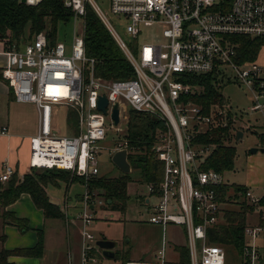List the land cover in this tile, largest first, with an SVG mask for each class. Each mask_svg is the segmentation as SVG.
I'll return each instance as SVG.
<instances>
[{
    "label": "built area",
    "instance_id": "1",
    "mask_svg": "<svg viewBox=\"0 0 264 264\" xmlns=\"http://www.w3.org/2000/svg\"><path fill=\"white\" fill-rule=\"evenodd\" d=\"M65 5L74 12V19L83 22L87 5L92 6L131 63L134 77L117 81L97 77L96 60L86 55L84 34L74 33L69 52L63 42L50 44L45 32L25 46L13 45L4 52L2 76L16 102L34 104L39 112V130L30 139V169L65 170L86 182L79 215L82 264L96 263L94 252L99 248L88 228L97 205L107 204L105 200L93 203L88 191L89 180L100 174L101 143L110 134L126 132L112 155L127 150L129 160L143 153L126 138L130 111L150 115L161 123L152 134L151 151L163 165V177L158 184L146 183V192L137 195L151 211L149 223L163 228L184 226L190 264H226L223 246L209 238L210 230L225 223V205L218 199V188L225 181L223 174L203 170L216 146L198 139L229 125L236 137L239 118L228 102L213 105L206 113L189 99L198 88L186 84L185 77L223 74L217 72L220 67L231 68L252 95L249 111L264 116V72L254 63L239 64L237 46L230 39L264 38V0H111L112 13L127 21L126 33L132 41L146 36L139 49L122 38L95 0H66ZM101 96L108 100L106 113L98 108ZM116 105L118 124L113 119ZM58 107L70 110L69 116L71 112L76 115L77 134L61 137L55 132L54 110ZM242 127L252 130L248 122ZM6 133L4 128L2 134ZM261 147L264 149V144ZM15 175L14 167L6 164L0 184H7ZM244 199L257 208L259 221L247 224L241 264H264L262 198L247 190ZM166 250L164 242L157 264H166Z\"/></svg>",
    "mask_w": 264,
    "mask_h": 264
},
{
    "label": "trees",
    "instance_id": "2",
    "mask_svg": "<svg viewBox=\"0 0 264 264\" xmlns=\"http://www.w3.org/2000/svg\"><path fill=\"white\" fill-rule=\"evenodd\" d=\"M65 3L66 0H43L36 5H28L21 0H0V42H5L8 49L13 45H21L26 39L27 30H29L30 39L28 42L35 35L45 32L50 44L55 45L58 42L56 39L59 24L68 23L75 16ZM230 39L237 46L239 64L255 63L260 51L264 48V38L233 36ZM84 41L87 57L96 60L97 77L105 81L129 80L134 77L131 63L90 5L86 7L84 19ZM214 76L221 78L222 74L187 75L185 77L186 84L198 88V92L189 99L202 106L206 113H209L213 105H222L227 101L218 87L219 80L217 81ZM0 79H3L2 75H0ZM71 116L75 120L76 115L72 113L69 117ZM159 127H161V123L154 117L134 111L129 112L126 138L130 146L141 147L143 152L137 157H130L129 161L133 168L139 170L146 183L158 184L163 177V165L151 151L152 134ZM232 138L231 128H224L210 132L198 139L199 142L216 146L204 162L203 170L212 169L223 174L234 168L237 151L235 147L229 145ZM260 138L264 144V135H261ZM37 171L39 170H31L30 174L22 178L15 175L7 184H0V220L4 221V226L10 223L18 227L20 231H26V222L7 210L24 194L32 198L35 206L43 211L46 219H64L65 214L50 201L46 187L49 184H57L59 181H64L69 185L74 182L81 183L78 179H83L76 176L71 179V173L65 170H42L41 174ZM131 183V176L124 173L112 179L96 177L89 180L88 191L90 194L99 192L98 195L103 197L107 204H113L116 201L115 205L118 208L115 210H123L129 197L128 190ZM246 192L247 188L244 186L224 184L218 188L219 202L225 205V223L218 225L209 233L210 241L223 247L233 245L239 254L244 245L245 230L249 223L248 216L257 210L247 200H242ZM260 206L264 210V197L261 199ZM231 207L240 209L233 210ZM0 240L4 244L6 236L2 235ZM178 251L180 264H190L188 249L182 247L178 248ZM43 253L44 235L40 231L38 244L33 249L14 251L2 249L0 264H10L8 258L11 256L41 258Z\"/></svg>",
    "mask_w": 264,
    "mask_h": 264
},
{
    "label": "rangeland",
    "instance_id": "3",
    "mask_svg": "<svg viewBox=\"0 0 264 264\" xmlns=\"http://www.w3.org/2000/svg\"><path fill=\"white\" fill-rule=\"evenodd\" d=\"M95 2L122 38L127 43H131L133 47L139 49L146 36L140 37L136 41H132L130 36L126 33L127 21L125 19L117 18L112 13L111 0H95ZM74 33L80 36L84 34V22L81 18L73 19L68 23L59 24L56 40L59 43H65L69 52L72 48ZM25 37L26 39L21 46H25V44L28 43V39H30L29 30H27ZM254 64L256 65L255 67L262 68V71L264 72V48L260 51ZM242 69H244V67H239L240 71ZM217 72H225L222 74L221 78L219 76L214 77L215 79L217 78V81L219 80L218 87L221 89L223 96L227 100L226 103H229L232 107L233 114L239 118L237 129L244 133L243 138L237 139V137L235 138L234 136L229 142L230 146L236 148L237 155L234 168L224 172L223 177L225 184L245 187L248 178L246 166L248 158L260 156L257 154H251V150L253 148H260V135L264 133V116L260 113H251L249 111V108L252 105V95L248 87L238 79L237 73L234 70L222 66ZM221 79H223V81H221ZM69 112L70 110L66 107H58L54 110V129L61 137H68L77 134L78 119L76 116L75 120L73 116L69 117ZM244 122H248L251 126H254L252 130L247 131L244 127H242L241 130L240 126ZM224 128H232V126L229 125ZM125 134L126 132H120L117 136L115 134H110L109 137L101 143L102 150L99 155L100 174L98 177L112 179L122 175L121 170L112 160V153L115 149V144L121 140ZM37 173L41 174L43 171L39 170ZM130 176L132 178V183L129 185V197L123 210H115L118 208V206L115 205L116 201L113 204L108 203L102 207L97 205L96 210L93 211L94 221L88 229L94 235L95 241L102 240L105 237H115V241L119 243L121 249L126 248V252L131 253V258L134 260L156 262V257L159 256L158 252L162 250L161 240L163 238V232L161 229L159 231L156 229L159 227L153 228V225L148 223L151 211L148 209L147 205H143V203L137 198L138 194L146 192L147 185L142 179V175L138 169L133 168ZM72 178H74L73 175L71 176V179ZM78 180L81 181V183L74 182L69 185L64 181H59L57 184H49L46 187L49 197L57 202L61 211L66 215V219L64 217L66 222L63 219H58L56 222L53 219H50L47 220L45 224L44 232L47 242L46 248L48 249L47 251L49 254V257L47 258H50L47 259L46 264L52 262L51 258H53V260L57 258V253L59 254V258L56 264H82V223L79 215L82 212V201L86 193V187L84 185L86 182L84 180ZM255 192L256 195H261L262 193L257 192V190H255ZM98 193L99 192L96 191L91 194L93 203H96L97 200H105L103 197H100ZM231 208L233 210L240 209L239 207ZM3 222V220H0V226L1 224H4ZM75 226L78 227V248L73 243L74 240L71 233V229ZM3 233V229L0 228V237L4 235ZM167 239L170 246V255L168 254V258L171 260H177L179 254L178 252L174 253L173 250L187 246L186 228L184 226L170 224L167 230ZM129 241L130 243H128ZM2 244L3 243L0 240V251L3 249ZM8 245L9 247H14L15 245L14 239L11 236ZM198 246L199 248L201 247L200 241L198 242ZM223 248L226 254V264H241L239 251L233 245L224 246ZM74 249L79 252L78 262H76L75 255L72 252ZM121 251H119L117 259H108L105 258L102 251L98 249L94 252L96 263L90 262V264H123V255Z\"/></svg>",
    "mask_w": 264,
    "mask_h": 264
},
{
    "label": "crops",
    "instance_id": "4",
    "mask_svg": "<svg viewBox=\"0 0 264 264\" xmlns=\"http://www.w3.org/2000/svg\"><path fill=\"white\" fill-rule=\"evenodd\" d=\"M5 44H6L5 42H0V75H2V71L6 65V57L4 55V52L8 49ZM253 127L254 126H252V128ZM4 128H7L6 134H2ZM38 130H39V112L37 107L34 104H21L16 102L13 91L9 87L8 83L4 79H0V173L3 171V168L6 164H10L11 166H13L14 169L16 170V174L20 178L31 173L30 139L33 136L37 135ZM239 132L242 131L238 130L236 136L237 138ZM242 134H243L242 136L243 138L244 133L242 132ZM261 135H264V133H262ZM262 144L263 143L261 141V145L259 149H263L261 147ZM257 155L260 156L250 157L248 158V163H246L248 178H247V185L245 186V188H247V190H249L254 196L258 198H263L264 197V153L259 152ZM255 190H257V192H262L261 195H256ZM137 197L138 199H140L139 196ZM50 201L54 205L59 207L57 202H55L51 198ZM7 210L13 212L18 219L24 220L26 222L27 227H26V231L22 232L19 230L18 227L10 223H7V225L5 226L1 224L0 228L3 229L4 231L3 234L7 237L5 243L2 244L3 249H6L8 251H14L17 249H33L38 244L39 232L42 231L44 235V253L41 258L11 256L8 258V262L10 264H46L47 259L50 258H47L49 257L48 256L49 254L47 251L48 249L46 248L47 242L45 239L44 229L47 220L50 219H46L44 217L43 211L35 206L32 198L27 194L22 195L21 198L15 204L11 205ZM65 219H66V215H65ZM65 219L63 220L65 221ZM53 220L55 222L58 221V219H53ZM258 221H259L258 211L256 210L254 214L248 216V222L249 224L254 225L257 224ZM152 227L153 228L159 227L156 229L158 231L161 229V231L163 232V238L161 240L162 246L164 242H167V250L165 255L166 264H180V255L179 258H177L178 261L175 259L171 260L168 258V254L170 255L169 252L170 246L167 239L168 227L163 228L157 225H153ZM77 228L78 227L75 226L74 228L71 229L72 238L74 240L73 243L76 245V247L79 238ZM10 236L14 239V243H15L14 247L12 246L9 247L8 245ZM105 239L115 241V237H105ZM128 243H130V241ZM185 247L187 248V246ZM76 249L72 250V252L75 255L76 262H78L79 252ZM119 251H121L123 255L122 256L123 264L130 261L140 264H157L159 262L158 256L156 257L157 260L156 262L134 260L131 258V253L126 252V248L121 249L119 243L117 248L115 249L116 259L119 256L118 255ZM173 252L174 253L178 252L179 254L178 248L174 249ZM58 258H59V254L57 253V258H55L54 260L53 258H51L52 262L49 264H56Z\"/></svg>",
    "mask_w": 264,
    "mask_h": 264
},
{
    "label": "water",
    "instance_id": "5",
    "mask_svg": "<svg viewBox=\"0 0 264 264\" xmlns=\"http://www.w3.org/2000/svg\"><path fill=\"white\" fill-rule=\"evenodd\" d=\"M23 3L26 2V0H21ZM108 107V100L105 96H101L98 102V108L103 113L107 112ZM113 119L115 121V124L119 123V109L118 105L114 107L113 110ZM243 134L242 132H239L238 138H242ZM264 153V149L259 148H253L251 150V154L255 155L258 153ZM112 160L114 164L121 170L122 173L126 175H130L132 173V167L128 160V152L127 150H120L118 152H115V154L112 157ZM97 247L102 251V254L105 258L113 259L115 258V249L118 246V243L116 241L102 239L99 241H96Z\"/></svg>",
    "mask_w": 264,
    "mask_h": 264
}]
</instances>
